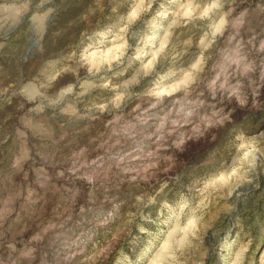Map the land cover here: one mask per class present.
Returning a JSON list of instances; mask_svg holds the SVG:
<instances>
[{
  "label": "rangeland",
  "instance_id": "374dc122",
  "mask_svg": "<svg viewBox=\"0 0 264 264\" xmlns=\"http://www.w3.org/2000/svg\"><path fill=\"white\" fill-rule=\"evenodd\" d=\"M0 264H264V0H0Z\"/></svg>",
  "mask_w": 264,
  "mask_h": 264
}]
</instances>
